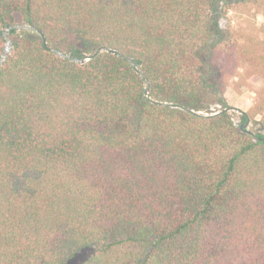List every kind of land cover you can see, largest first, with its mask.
I'll return each mask as SVG.
<instances>
[{
    "label": "trees",
    "instance_id": "1",
    "mask_svg": "<svg viewBox=\"0 0 264 264\" xmlns=\"http://www.w3.org/2000/svg\"><path fill=\"white\" fill-rule=\"evenodd\" d=\"M7 28L0 264H264V134L224 97L264 130V0H0V57Z\"/></svg>",
    "mask_w": 264,
    "mask_h": 264
},
{
    "label": "rangeland",
    "instance_id": "2",
    "mask_svg": "<svg viewBox=\"0 0 264 264\" xmlns=\"http://www.w3.org/2000/svg\"><path fill=\"white\" fill-rule=\"evenodd\" d=\"M259 24L263 23V18H258ZM225 99L230 106L232 113L235 118V124L237 126H241L243 123L241 122V113H247L252 107L253 99L255 97L254 92L249 89L243 90L241 93L234 91L233 89H228L225 93ZM213 104V103H212ZM214 110H219L220 107L215 104L212 105ZM259 120V118H257ZM259 125L256 124L254 120H251L247 129L252 133L262 132L264 134V130L259 131Z\"/></svg>",
    "mask_w": 264,
    "mask_h": 264
},
{
    "label": "water",
    "instance_id": "3",
    "mask_svg": "<svg viewBox=\"0 0 264 264\" xmlns=\"http://www.w3.org/2000/svg\"><path fill=\"white\" fill-rule=\"evenodd\" d=\"M14 28H17V29H29V27L24 26V25H18V26L14 27ZM11 29L12 28H7L6 30H4V38L6 40V44H5V47H4V51H3V53L1 54V57H0V68L2 67L4 61L6 60V58L8 57V55L12 51V40H11V38L9 36V33H10ZM43 41L44 42L46 41L45 38H43ZM55 52H56V54L58 56H60L62 58L71 59V55L70 54H63V53H61L58 50H55ZM97 53H100V50ZM92 57L93 56H86L85 58H81V59L76 58V59H74V61L77 62V63L83 64V63L89 61ZM145 94L148 95V89L145 91ZM250 122H251V120L248 117V120L240 126V129L242 131L252 135L253 133L247 129V127L249 126Z\"/></svg>",
    "mask_w": 264,
    "mask_h": 264
}]
</instances>
